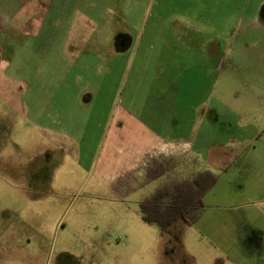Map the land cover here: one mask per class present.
<instances>
[{"label":"rangeland","instance_id":"rangeland-1","mask_svg":"<svg viewBox=\"0 0 264 264\" xmlns=\"http://www.w3.org/2000/svg\"><path fill=\"white\" fill-rule=\"evenodd\" d=\"M257 2L0 0V19L5 22L16 20L27 8L42 14L39 23L29 22L22 37L10 41L14 46L8 42L11 34L0 27V233L20 235L19 257L10 252L9 264H60L66 244L61 235L93 230L99 239L97 248L68 242L72 253L86 257L85 264H234L244 256L241 244L231 242L234 227L239 226L226 219L244 217L246 194L255 202L247 217L264 230V190L260 188L264 176H251L244 193L234 180L243 164L233 160L227 169L231 168L230 175L216 172L217 187L207 191L195 224L180 220L162 237L157 226L142 220L132 200L119 201L109 183L98 179L96 165L103 163L102 139L111 113L135 100L128 94L137 67L124 77L123 61H116V50L108 42L113 30L137 36L144 35L147 21L161 27L188 25L201 31V38L218 39L228 49L219 64L214 59L215 68L209 69L201 59L202 64H188L197 61L192 57L166 68L169 74L174 73L171 69L181 71L176 84L179 119L190 105L214 99L243 107L263 105L264 65L249 58L244 43L254 47L252 42L260 38L264 43V33L245 35L239 25L245 4ZM157 11L162 18L155 16ZM156 39L145 35L138 43L140 49L131 51L136 60L147 59L146 69L141 66L138 76L150 78L154 73L157 50L148 57L145 48L146 41ZM129 57L124 55L122 60ZM142 84L139 78L132 88L137 97L134 105H146L149 100L141 95ZM262 129L244 147L246 159L264 155ZM55 136L63 142L68 138L70 151L57 147ZM114 220L137 221L118 224ZM258 263L264 264V254ZM67 264L79 263L68 260Z\"/></svg>","mask_w":264,"mask_h":264},{"label":"crops","instance_id":"crops-1","mask_svg":"<svg viewBox=\"0 0 264 264\" xmlns=\"http://www.w3.org/2000/svg\"><path fill=\"white\" fill-rule=\"evenodd\" d=\"M245 1L249 2L250 0ZM257 1L256 4L246 3L244 6V20L239 25L242 23L241 29L245 35L264 33V0ZM155 16L162 18L163 15L157 11ZM17 17L19 18L8 22H5L3 18L0 19V27L4 29L5 33L11 34L8 35V39H10L8 42H14L15 37H22L25 26L29 22L39 23L42 14L34 8H27ZM150 17L153 18L154 15ZM147 24L148 21L145 25L144 35L135 36L129 31L125 33L117 29L113 30L114 37L108 40L118 55L116 61H123L124 77L127 73L129 75L131 69L137 67L134 76L131 78V87L136 88L139 78L143 79L141 95H144L143 98H149V100L146 105H134L137 102V97L131 93L135 90L131 88L128 97L130 99L134 97L135 100H131L127 107L118 105L111 113L106 127L107 134L105 132L102 139L105 155L100 158V161L103 158V163L100 165V162H97L96 165L99 169L98 179L106 184L109 183L107 186L119 201L132 200V205L137 208L140 215L141 201L152 193L169 173L178 172L184 175L196 169L225 173L226 168L231 166V162L237 160L236 165L241 162L243 166H240L241 172L240 170L237 172L234 180H237V184L239 183L236 188L244 187L245 193L251 176H257V173L258 176H264V155H248L250 161L248 163L247 155L244 156L248 152L244 153L243 151L244 147L251 143L264 128V104L254 106L244 104L243 107L220 103L214 99L209 100L208 104L204 101V104L190 105L179 119L176 111L180 94L176 89V84L181 71L171 69V72H174L171 73L174 74L172 76L169 74V69L166 68L169 65L180 64L182 59L185 60L190 57L197 59V61L188 64H202L201 59L203 64L210 67L209 69L215 68L214 64L216 65L217 62L219 64L225 59L228 49L222 47V42H218V39L201 38V31L195 28L190 29L188 25L175 24L172 27L164 25L161 27L156 23ZM145 35L157 38L154 42L146 41L145 49H148L145 52L146 56L151 57V52L157 50L152 64L154 73L150 75V78L138 76L141 66H145L146 69L147 59L144 57L142 60H136L134 54H131V51L140 49L138 43H141L143 38L145 39ZM63 38L67 40V37ZM12 42L10 43L14 46ZM252 43L255 44L254 47H250L247 42L244 43V48L249 50V58L256 61L257 64L264 65L263 40L260 38ZM229 48L232 50L233 45ZM244 50L242 48V51ZM127 54L132 57H129L128 60H122V56L124 58V55ZM214 59L215 63L213 64ZM113 61L115 62V60ZM165 75L171 78L165 77ZM87 95H90V92ZM261 98L264 99V94ZM150 100L152 104L147 106ZM142 113L146 114L142 116ZM55 137V141H53L57 147L63 148L66 152L70 151L71 147L67 143L68 138L63 137L65 141L63 142L59 137V139L57 136ZM261 139L260 141L264 145V135ZM241 146H243L242 150L238 151L237 149H241ZM234 152H236L235 158ZM110 163L111 167L108 168ZM230 173L231 168L225 173V176L230 175ZM216 187L217 185L214 188ZM260 188L264 190L262 182ZM244 198L246 200L244 201V217L242 215L226 219L232 220L230 222L232 226L237 224L239 226L238 229L234 227L236 234H232L231 242L240 243L244 248V256L242 255L238 261H234V264H259V259L264 254V230L254 227L249 221L247 211L255 202L247 199L246 194H244ZM180 220L183 219L174 222L168 231ZM114 221H117L118 224H127L137 220ZM140 228L146 230L141 225ZM168 231L160 232L161 236L165 237L164 235ZM61 236H63V240L65 239L66 244L62 250L64 256H62L60 264H67L68 260L72 263L85 264L86 257L82 254L78 256L72 253L71 245L68 242L77 241L79 245L90 249L97 248L95 243L99 241L94 230L90 233L74 232L70 236L66 233ZM131 236L133 233L130 230L127 237L130 238ZM19 239L20 235L15 233H0V264L10 263V252L14 256L16 255L15 257H19L17 245ZM131 247L132 245H129L128 249Z\"/></svg>","mask_w":264,"mask_h":264},{"label":"trees","instance_id":"trees-1","mask_svg":"<svg viewBox=\"0 0 264 264\" xmlns=\"http://www.w3.org/2000/svg\"><path fill=\"white\" fill-rule=\"evenodd\" d=\"M218 179L219 175L208 169H196L184 175L171 172L141 201L139 213L161 233L168 231L179 219L193 225L203 212L207 191Z\"/></svg>","mask_w":264,"mask_h":264}]
</instances>
